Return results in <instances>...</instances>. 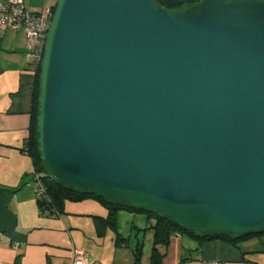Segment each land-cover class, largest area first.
<instances>
[{
	"label": "water",
	"instance_id": "obj_1",
	"mask_svg": "<svg viewBox=\"0 0 264 264\" xmlns=\"http://www.w3.org/2000/svg\"><path fill=\"white\" fill-rule=\"evenodd\" d=\"M38 103L57 185L202 236L264 234V1L58 0Z\"/></svg>",
	"mask_w": 264,
	"mask_h": 264
},
{
	"label": "crops",
	"instance_id": "obj_2",
	"mask_svg": "<svg viewBox=\"0 0 264 264\" xmlns=\"http://www.w3.org/2000/svg\"><path fill=\"white\" fill-rule=\"evenodd\" d=\"M57 1L24 3L40 13ZM34 88L25 32L7 31L0 40V264H72L75 251L87 254L90 264H151L154 234L148 229L155 221L145 215L120 212L116 228L99 227L108 212L93 200L67 202L60 216L41 214L35 164L26 152ZM159 253L160 264H264V235L234 246L221 240L200 244L177 233Z\"/></svg>",
	"mask_w": 264,
	"mask_h": 264
},
{
	"label": "trees",
	"instance_id": "obj_3",
	"mask_svg": "<svg viewBox=\"0 0 264 264\" xmlns=\"http://www.w3.org/2000/svg\"><path fill=\"white\" fill-rule=\"evenodd\" d=\"M200 0H156V2L165 7L168 10L185 9L186 7L193 5ZM264 1V0H262ZM56 4L52 7L53 12L55 11ZM35 72V88H34V99H33V111L30 126V135L26 146L27 154L33 159L35 164V175H38L41 182L44 184L45 193L42 196H37L41 207V214L44 216H60L64 212L65 204L67 202H83L87 200H93L98 202L103 208L108 212L107 220H98L99 227L106 224L111 228H116L117 216L120 212H129L134 214H141L147 216L148 219L155 221V225L148 230L153 231L154 234V244L152 250L151 264H160L162 255L159 253V247H168L171 238L175 234H183L191 237L197 242L204 243L214 240H221L227 242L231 245L238 246L239 244L251 240L254 237L264 235L260 233L250 234L241 238L229 237L219 234L202 236L196 233H190L184 231L180 227L176 226L167 219L160 216H155L145 210H139L131 205L121 204L114 201H107L98 198L92 193H83L74 190H69L57 185L55 182L47 178L44 167L40 161V156L38 152V142H37V117L39 112V81L41 67H39ZM98 226V225H97ZM118 245L123 243V240L118 239ZM142 248L137 249V261H140Z\"/></svg>",
	"mask_w": 264,
	"mask_h": 264
},
{
	"label": "built area",
	"instance_id": "obj_4",
	"mask_svg": "<svg viewBox=\"0 0 264 264\" xmlns=\"http://www.w3.org/2000/svg\"><path fill=\"white\" fill-rule=\"evenodd\" d=\"M54 16L52 8H45L40 13H33L25 7L24 0H7L0 4V40L5 32L24 31L26 36L27 58L30 68L36 71L41 67L45 42ZM33 187L37 196L45 193L44 184L38 175L34 176ZM72 264H90L87 254L75 251ZM208 264H219L210 262Z\"/></svg>",
	"mask_w": 264,
	"mask_h": 264
},
{
	"label": "rangeland",
	"instance_id": "obj_5",
	"mask_svg": "<svg viewBox=\"0 0 264 264\" xmlns=\"http://www.w3.org/2000/svg\"><path fill=\"white\" fill-rule=\"evenodd\" d=\"M53 1V0H52ZM51 3V2H50ZM56 3V2H55Z\"/></svg>",
	"mask_w": 264,
	"mask_h": 264
}]
</instances>
